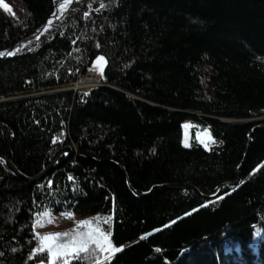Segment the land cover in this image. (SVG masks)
Wrapping results in <instances>:
<instances>
[{
  "label": "trees",
  "instance_id": "obj_1",
  "mask_svg": "<svg viewBox=\"0 0 264 264\" xmlns=\"http://www.w3.org/2000/svg\"><path fill=\"white\" fill-rule=\"evenodd\" d=\"M9 1L14 12L0 7V52L56 6ZM99 56L103 86L58 91ZM262 115L264 0L77 3L36 50L0 59V153L35 176L65 145L77 150L36 182L0 161V264H264V129L248 149ZM205 127L218 144L198 141ZM243 159L242 184L211 201L166 188L139 198L128 186L190 183L211 193L237 179ZM45 211L91 226L38 235ZM97 230L122 250L106 259L107 245L88 242L50 258L45 248L50 234H62L51 244L79 248Z\"/></svg>",
  "mask_w": 264,
  "mask_h": 264
},
{
  "label": "water",
  "instance_id": "obj_2",
  "mask_svg": "<svg viewBox=\"0 0 264 264\" xmlns=\"http://www.w3.org/2000/svg\"><path fill=\"white\" fill-rule=\"evenodd\" d=\"M59 0H56L55 3H57ZM89 0H83V5L88 4ZM78 3V0H71L70 5L68 10L63 13L59 14L58 6H55V12L45 21V23L40 27L39 30H37L35 33L23 37L20 39L13 47L8 49L5 53L4 56H0L1 60L8 59L14 56H17L18 54H21L23 52H26L24 49L19 50L24 44H28L31 42H41L42 39L44 38L46 32L49 29H56L58 27H62L68 22V20L72 17L73 13L72 11L75 9L76 4ZM101 2L96 3L94 5V8H97V6ZM98 4V5H97ZM70 12V13H69ZM49 21H51V24H49ZM56 22H60L59 24H56ZM35 49H30L29 51H34ZM18 49V51H17ZM8 52H15V55L8 56ZM103 86V85H101ZM99 87V86H98ZM226 122H232L236 121L234 119H223ZM254 120L259 121L257 125H255L252 129V131L249 134V145L248 149L250 148V143L253 140V136L257 130H263L264 129V115L255 118ZM245 121V120H241ZM248 149L245 153V157L248 155ZM70 153H77V150L71 146V145H65L63 148H61L52 158L51 162L47 167H45L39 174L35 176H29L25 174L23 171L19 169V167L5 154L0 153V161H3L9 169L18 177L26 179L27 181L30 182H36L44 178L47 174L50 173L52 169H54L60 162L61 158L64 156H68ZM82 157H86L81 155ZM87 158V157H86ZM95 160V159H94ZM245 165V159L239 164L238 166V177L235 181H225L223 183H220L219 185L216 186V188L211 192V193H204L198 186L190 183H164V184H156L154 185L150 190L145 191V192H139L131 183L130 180L128 179V186L130 190L139 198H147L150 197L157 189H176V190H191L195 193H197L200 197H202L204 200H215L224 195L226 192L232 191L236 189L239 185L242 184L244 177H243V167ZM119 166L126 171L125 167L121 164ZM41 247V245H40ZM106 258V257H105ZM112 258L110 256L108 259Z\"/></svg>",
  "mask_w": 264,
  "mask_h": 264
},
{
  "label": "rangeland",
  "instance_id": "obj_3",
  "mask_svg": "<svg viewBox=\"0 0 264 264\" xmlns=\"http://www.w3.org/2000/svg\"><path fill=\"white\" fill-rule=\"evenodd\" d=\"M106 1L107 0H89L88 3L96 5V3L101 2L99 5L97 4L98 5L97 7H100ZM70 2L71 0H59L56 3V5L58 6L59 14H63L68 10ZM78 3H83V0H78ZM61 4H64L63 8L60 7ZM0 7L8 11H13V12L15 11L14 4L10 2L9 0H0ZM59 23L60 22H56V24H59ZM50 30H53V29H49L47 32H49ZM43 39L41 42H31L28 44H24L19 50L24 49L26 51V50H30L33 48L35 49L36 47H39L42 45ZM106 63H107L106 59L104 61H98V57H97L91 67H88V69L85 72L80 73L74 81L70 82L69 84L65 86L58 88V91L70 90V91L77 92L81 89L95 88L96 86H93V84L92 85L89 84L86 86L77 85V84H80V83H77V80H81L80 78H83L85 75L87 77H97V76L101 77L103 70L106 66ZM185 125H187V127H185ZM194 127H195V124H193L192 122H189V121L184 122L183 129H184L185 135L189 136L192 133V129ZM197 139L200 143H203L204 145L208 147L219 143L211 135L208 127H205L198 133ZM184 143L186 145H190L189 139L186 138ZM82 222H86L85 218L79 215L73 214V213L54 214V213H51L50 211H45L35 220V230L38 235H43L46 233L49 234L54 231H62V230L74 229V228H75L74 230H77V229L83 228L84 223ZM88 225L91 226V223H88ZM105 257L106 259L110 257L109 251L107 249L105 251Z\"/></svg>",
  "mask_w": 264,
  "mask_h": 264
},
{
  "label": "snow or ice",
  "instance_id": "obj_4",
  "mask_svg": "<svg viewBox=\"0 0 264 264\" xmlns=\"http://www.w3.org/2000/svg\"><path fill=\"white\" fill-rule=\"evenodd\" d=\"M101 6L103 7V5ZM60 7L63 8L64 4H61ZM49 24H51V21H49ZM4 55H5L4 52H0V56H4ZM7 55L8 56L15 55V52H8ZM104 60L105 58L103 56L98 57V61H104ZM185 127H187V125H185ZM82 223H88V222H82ZM60 235L62 234H59V233L50 234L49 243L45 244V248H47L48 252L50 253V258H53L56 256H67L69 252H71L72 254H76L82 250L86 251V247H84V245H86L88 242L96 243L100 245L102 249L104 248L105 245H107V250L112 253L122 250V248H115L111 244L108 236L100 232L99 230H97L95 234L91 232L87 234V238L83 241V245L79 248L69 245V244H51V240Z\"/></svg>",
  "mask_w": 264,
  "mask_h": 264
},
{
  "label": "built area",
  "instance_id": "obj_5",
  "mask_svg": "<svg viewBox=\"0 0 264 264\" xmlns=\"http://www.w3.org/2000/svg\"><path fill=\"white\" fill-rule=\"evenodd\" d=\"M81 80H77V83H80V84H77V85H83V86H86V85H92V84H96L98 82H102V78L100 76H97V77H87L86 75L83 77V78H80Z\"/></svg>",
  "mask_w": 264,
  "mask_h": 264
},
{
  "label": "bare ground",
  "instance_id": "obj_6",
  "mask_svg": "<svg viewBox=\"0 0 264 264\" xmlns=\"http://www.w3.org/2000/svg\"><path fill=\"white\" fill-rule=\"evenodd\" d=\"M101 85H103L102 82H98V83H96V84H93V86H96V87L101 86Z\"/></svg>",
  "mask_w": 264,
  "mask_h": 264
}]
</instances>
